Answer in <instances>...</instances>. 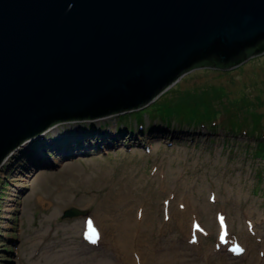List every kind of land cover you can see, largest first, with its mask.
<instances>
[{
	"label": "rangeland",
	"instance_id": "rangeland-1",
	"mask_svg": "<svg viewBox=\"0 0 264 264\" xmlns=\"http://www.w3.org/2000/svg\"><path fill=\"white\" fill-rule=\"evenodd\" d=\"M166 100L214 117L215 129L149 116ZM225 118L241 131H230ZM60 126L53 132L62 133ZM86 128L80 137L117 134L120 142L60 157L41 151L49 132L3 161L0 264H140L141 257L160 264L152 249L170 242L189 264H257L264 253V54L233 70H191L148 107ZM73 138L59 140L64 147ZM72 207L86 215L62 219ZM222 225L232 238L225 245ZM240 243H256L253 255H230Z\"/></svg>",
	"mask_w": 264,
	"mask_h": 264
},
{
	"label": "water",
	"instance_id": "water-1",
	"mask_svg": "<svg viewBox=\"0 0 264 264\" xmlns=\"http://www.w3.org/2000/svg\"><path fill=\"white\" fill-rule=\"evenodd\" d=\"M263 54L264 0H0V166L56 126L47 143Z\"/></svg>",
	"mask_w": 264,
	"mask_h": 264
},
{
	"label": "bare ground",
	"instance_id": "bare-ground-1",
	"mask_svg": "<svg viewBox=\"0 0 264 264\" xmlns=\"http://www.w3.org/2000/svg\"><path fill=\"white\" fill-rule=\"evenodd\" d=\"M52 133L53 131H48V133ZM54 134V133H52ZM117 134H114V136L111 138V136L109 137H106L104 136L103 134L101 133H94L92 134L91 136L89 135H83L82 137L80 136H75L71 141L65 143V146L63 147L59 141V139H57V144L54 148H52V145L53 143L50 142L48 144H45L44 146L45 147H42L41 148V151L44 152V149L47 150H52L53 151H56L57 154L61 157V156H64V155H74V152H82V153H85L87 152L89 149H93V150H99L100 149V145L97 146V143L98 142L99 144L100 143H103L101 145H104V146H107L110 147L112 146L113 144L115 143H118L120 142L115 136ZM120 136L118 135V138ZM65 138H68L67 136ZM165 138V137H164ZM44 139V138H43ZM43 139H40L38 138L36 140V142L38 143H41L43 141ZM64 139V138H63ZM94 140V143L93 145H88L87 147H85L86 143L87 142H90L89 140ZM133 139V138H131ZM113 140V141H112ZM112 141V142H111ZM31 144H33L34 142H30ZM44 157V156H43ZM40 162H43V163H46L47 161H44V160H39ZM143 216V214L141 215V217ZM151 235V234H150ZM254 235H257V233H255ZM98 242V241H97ZM175 242H170L168 243L167 247H164L163 249H159L158 246L154 247L152 249V255H151V258L154 260V261H159L160 264H189L187 261H185L184 259V256H185V253H179L178 252V246H176L174 244ZM97 244V243H96ZM94 244V245H96ZM254 246H256V243H253L252 246H250V248H247L245 251H243L241 254L237 253V251H232V255L234 256H237V257H240L241 255L242 256H247V255H253V252L255 251V248ZM216 250V249H215ZM218 250V248H217ZM256 252H257V249H256ZM218 253V252H217ZM215 251H213V254L216 255L217 254ZM258 253V256L260 258H257V264H263L264 263V253L263 251L259 250ZM260 259H263V261H261ZM222 260V259H221ZM254 258H251V262H253ZM138 262H140V264H146L145 261L142 260V257L141 258H138ZM128 264H136V262L134 261V263L129 262ZM219 264H223V261Z\"/></svg>",
	"mask_w": 264,
	"mask_h": 264
},
{
	"label": "trees",
	"instance_id": "trees-1",
	"mask_svg": "<svg viewBox=\"0 0 264 264\" xmlns=\"http://www.w3.org/2000/svg\"><path fill=\"white\" fill-rule=\"evenodd\" d=\"M252 54H253V50L247 51L248 57L252 56ZM197 68H211V67L201 65ZM216 70H222V69L216 68ZM166 96L164 98H166ZM148 112H149L148 113L149 116L153 115L155 117H159L161 118L162 121L172 120L175 117L177 121L179 120L180 124H188L190 126H199L204 123L211 125L214 124L216 120V119L214 120V117L206 118L199 115L195 111L189 110L186 104L183 103L173 104V100H168V101L166 100L163 103L156 102L154 103V105H152L149 108ZM142 117L143 116L141 114L137 115L138 119H136L137 120L136 122L141 121ZM225 122H227V125L229 126L227 128H229L230 131L232 132L236 131L237 133L240 132V126H237L236 123H234V121L226 118ZM213 127L214 126L211 127L212 130L214 129ZM259 142H261V146L264 147V138H262Z\"/></svg>",
	"mask_w": 264,
	"mask_h": 264
},
{
	"label": "snow or ice",
	"instance_id": "snow-or-ice-1",
	"mask_svg": "<svg viewBox=\"0 0 264 264\" xmlns=\"http://www.w3.org/2000/svg\"><path fill=\"white\" fill-rule=\"evenodd\" d=\"M91 222H89V224H90ZM90 239H91V236L89 237ZM235 251H239L240 249L237 247V248H235L234 249Z\"/></svg>",
	"mask_w": 264,
	"mask_h": 264
}]
</instances>
